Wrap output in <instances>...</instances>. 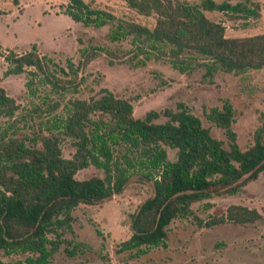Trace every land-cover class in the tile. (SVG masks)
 Returning <instances> with one entry per match:
<instances>
[{"label": "trees", "instance_id": "trees-1", "mask_svg": "<svg viewBox=\"0 0 264 264\" xmlns=\"http://www.w3.org/2000/svg\"><path fill=\"white\" fill-rule=\"evenodd\" d=\"M121 1L139 16L154 17L153 27L117 18L93 0H67L62 13L84 26L110 25V41L131 38L135 53L130 61L140 55L165 57L181 73L195 65L204 67L208 75L216 70L242 74L264 68L263 34L227 38L225 28L204 14L256 18L259 0ZM99 55L84 51L77 65L66 60L62 68L40 55L35 44L24 53L0 49L7 65L5 77L26 74L29 97H36L41 89L57 98L34 104L24 116L18 114L20 105L0 87V117L6 119L0 127V251L6 256L27 255L26 264H48L61 234L71 230V212L121 193L133 175L151 182L153 193L130 216L131 235L119 244L117 253L143 255L165 246L168 226L175 219L192 217L194 203L213 195H236L264 172V114L252 144L241 150L232 127L234 110L227 101L205 113L223 132L224 146L183 103L138 119L129 100L106 88L85 99L76 97L80 70ZM136 65L143 63L137 60ZM58 109L60 113L51 117ZM161 117L165 120L157 122ZM27 119L35 123L31 135L19 127ZM65 140L74 148L71 158L62 155ZM167 149L175 151L173 161ZM90 166L103 176L75 178ZM262 218L255 209L230 205L223 216L195 221L210 228Z\"/></svg>", "mask_w": 264, "mask_h": 264}, {"label": "rangeland", "instance_id": "rangeland-1", "mask_svg": "<svg viewBox=\"0 0 264 264\" xmlns=\"http://www.w3.org/2000/svg\"><path fill=\"white\" fill-rule=\"evenodd\" d=\"M93 1L117 18L150 28L155 23L154 17L139 16L129 10L124 1ZM66 2L0 0L1 51L24 53L35 44L40 55L65 68L66 60L77 65L82 52L95 50L100 55L78 74L82 80L76 97L85 99L106 88L116 97L129 100L133 116L138 119L149 111L174 110L177 103H183L224 146L227 140L223 132L206 119L205 113L212 108H221L227 101L234 110L232 127L238 146L245 150L252 144V134L260 126V116L264 114V68L242 74L216 70L208 75L204 67L195 65L181 73L165 57L140 55L130 61L135 53L131 38L113 42L107 38L110 25L89 27L72 21L62 13ZM259 2L256 18L243 19L221 12L204 14L225 28L227 38L264 35V0ZM137 60L143 65L134 66ZM6 68L0 58V87L20 105L18 114L25 116L34 104L44 100H57L52 92L41 89L37 90L36 97H29L26 74L5 77ZM57 113L60 109L50 116ZM164 120L161 117L156 121ZM5 122L6 119L0 117V127ZM19 127L23 134L31 135L35 123L21 121ZM61 150L64 158H71L74 153L67 140L61 143ZM167 156L173 161L175 151L167 149ZM102 176V171L90 166L78 171L75 178L84 180ZM152 193L151 182L133 175L121 193L93 206L75 208L71 212V230L61 234L58 249L50 256L48 264H264V172L255 181L245 184L236 195H213L194 203L192 217L175 219L168 226L164 247L149 249L139 256L134 251L117 253L119 244L131 235L130 216ZM230 205L255 209L263 218L240 225L228 222L210 228L197 225L195 218L203 221L218 218ZM26 256H6L0 251V264H26Z\"/></svg>", "mask_w": 264, "mask_h": 264}]
</instances>
